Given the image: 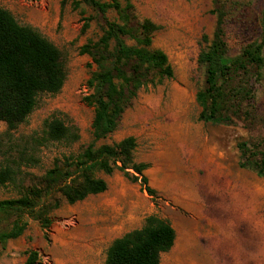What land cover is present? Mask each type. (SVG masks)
I'll return each mask as SVG.
<instances>
[{
  "label": "rangeland",
  "instance_id": "374dc122",
  "mask_svg": "<svg viewBox=\"0 0 264 264\" xmlns=\"http://www.w3.org/2000/svg\"><path fill=\"white\" fill-rule=\"evenodd\" d=\"M107 2V0H102ZM80 0H0L21 26H27L61 53L66 80L55 95H43L27 120L12 133V154L26 148L42 133L46 120L57 118L77 128L71 146L47 143L36 149L38 164L22 166L16 185L0 187V200L19 197L20 187H40L56 159L75 155L92 141L94 107L88 80L95 71L91 59L80 53L95 42L104 27L101 16ZM137 22L149 20L159 27L152 47L163 51L173 78L142 88L121 117L118 128L97 144L117 143L133 137L136 163L144 172L149 195L140 181L120 172L99 175L107 190L50 212L47 240L39 223L27 220L22 236L0 246V264H24L28 251H37L39 264H104L111 243L139 229L149 215L170 222L176 233L172 249L161 264H264V178L238 167L237 144L264 140V82L255 86L256 121L232 126L198 120L195 95L204 75L197 57L216 25V10L224 4L225 41L230 56L256 41L260 34L264 0H131ZM107 17L117 21L115 11ZM88 28L83 32V27ZM128 44H134L128 41ZM6 131L0 122V133ZM58 197V196H57Z\"/></svg>",
  "mask_w": 264,
  "mask_h": 264
},
{
  "label": "trees",
  "instance_id": "16d2710c",
  "mask_svg": "<svg viewBox=\"0 0 264 264\" xmlns=\"http://www.w3.org/2000/svg\"><path fill=\"white\" fill-rule=\"evenodd\" d=\"M78 5L94 10L104 27L95 42L80 49L95 66L88 80L91 94L84 100L94 107L91 143L75 155L56 159L41 179L40 187L21 188L19 197L0 200V246L23 235L27 220H36L44 232L51 226L50 212L58 209L60 199L72 205L107 190L99 175L120 172L131 182L140 181L149 195L144 172L148 164L134 161L136 141L127 137L117 143H97L116 131L124 112L138 92L173 78L166 54L152 47V34L159 27L149 20L135 21L131 0H80ZM116 12L117 21L107 17ZM212 38L197 57L204 81L195 95L200 111L198 120L205 124L232 126L236 122L256 121L255 86L264 82V8L261 11L260 34L256 41L230 56L225 41L224 4L216 12ZM88 24L83 27V32ZM133 41L134 44H128ZM66 80V69L60 51L34 29L21 26L0 7V122L6 131L0 133V187L16 185L21 167L38 164L36 149L47 143L71 146L78 141L77 128L57 118L46 120L42 133L31 137L26 148L12 154V133L37 107L43 95L60 92ZM238 167L264 178V140L237 144ZM58 196V197H57ZM176 233L170 222L157 215L144 219L141 228L115 239L106 252L104 264H161V255L174 246ZM37 251H28L24 264H39Z\"/></svg>",
  "mask_w": 264,
  "mask_h": 264
},
{
  "label": "crops",
  "instance_id": "0c3cea01",
  "mask_svg": "<svg viewBox=\"0 0 264 264\" xmlns=\"http://www.w3.org/2000/svg\"><path fill=\"white\" fill-rule=\"evenodd\" d=\"M162 256V255H161Z\"/></svg>",
  "mask_w": 264,
  "mask_h": 264
}]
</instances>
